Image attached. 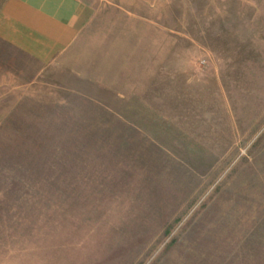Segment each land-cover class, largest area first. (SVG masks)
Returning a JSON list of instances; mask_svg holds the SVG:
<instances>
[{
    "label": "rangeland",
    "instance_id": "obj_1",
    "mask_svg": "<svg viewBox=\"0 0 264 264\" xmlns=\"http://www.w3.org/2000/svg\"><path fill=\"white\" fill-rule=\"evenodd\" d=\"M89 1L0 87V264H264V0Z\"/></svg>",
    "mask_w": 264,
    "mask_h": 264
},
{
    "label": "crops",
    "instance_id": "obj_2",
    "mask_svg": "<svg viewBox=\"0 0 264 264\" xmlns=\"http://www.w3.org/2000/svg\"><path fill=\"white\" fill-rule=\"evenodd\" d=\"M92 18L89 0H0V87H29L45 70L70 86L72 73L91 70Z\"/></svg>",
    "mask_w": 264,
    "mask_h": 264
}]
</instances>
